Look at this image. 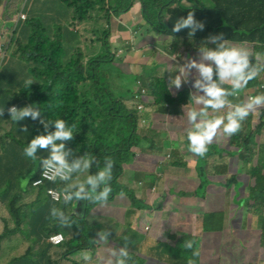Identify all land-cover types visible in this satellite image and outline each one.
<instances>
[{
    "label": "trees",
    "instance_id": "16d2710c",
    "mask_svg": "<svg viewBox=\"0 0 264 264\" xmlns=\"http://www.w3.org/2000/svg\"><path fill=\"white\" fill-rule=\"evenodd\" d=\"M60 1L72 11L71 24L80 26L85 19H90L94 21L95 26L99 27L98 29L93 28V31L98 34L97 38L102 44V52L83 63L84 56L78 50L70 55L68 62L64 64L60 34L49 39L45 36L39 20L28 19L26 24L29 25L30 35L27 42L25 44L14 42V34L9 40L10 51L15 58L36 64H32L33 68L29 71L34 82L27 86L23 85L19 96L29 105L41 109L38 116L49 121L48 127L51 131L55 128L51 120L56 118L63 119L66 127L72 126V137L62 140L67 143V162L71 163L86 154L94 158L90 161L88 169L76 170L68 180L57 182L55 185L61 190L69 184L75 185L87 175L94 174L98 167L107 163V157H111L113 168L112 180L109 183L112 186V192L102 205L99 202L79 198L68 204L61 201L52 203L44 195L43 187H32L31 185L33 180L39 177L43 164L38 163L36 172L31 168L25 170L18 157V163L13 162L9 170L18 172V185L20 177H24L27 183L23 187L17 186L8 199L9 194L2 188L0 189L4 192L0 200V264H12L31 256L29 242L21 240L25 237L24 226H27L29 232L31 230L37 237H47L56 233L64 236L65 242L55 247L54 256L48 253L50 264H98V259L93 257L98 243L94 231L85 222L86 215L94 209L98 210L112 205L119 198L121 191L124 193L123 197L128 200V203H125L126 207L142 208V202L134 198L131 190L117 183L124 166L132 159V148L141 143L138 134L139 129L144 126L141 120L150 116L154 111L179 115L182 113L180 107L190 99L187 91L179 93L177 97L171 96L162 78H147L144 85H147L152 102L145 107L143 114H139L136 110V103L128 97L133 93L132 91L125 89L116 94L109 86L108 72L113 76L119 72V69L111 64L113 55L110 54L107 43L109 36V30L106 28L107 18L99 21L97 16L99 8H95L96 5L101 4L102 0ZM125 1L128 0H112L111 9L114 16L127 12L132 7L135 9L138 7V15L143 23L159 31L158 33L171 36L175 39V46H184L188 54L190 46L195 41L199 43L206 41L207 45L209 34L216 33L226 36L229 38L227 45L238 47L247 53L248 65L245 70L257 72V75L240 89L255 91V95L264 93V90L259 88L264 75V0H195L196 4L193 8H184L179 0H138L140 3L135 0ZM21 4V0L13 2L14 12L18 11ZM107 11L106 16L108 17L109 9ZM188 11L193 12L196 20L203 21V29H195L191 35L188 28L172 32V24L178 18L185 16ZM217 46L211 45L209 49ZM223 88L227 90L226 99L234 97L235 93L231 86L225 85ZM192 99L195 101L194 97ZM247 99L248 97L245 96L244 100ZM200 103L204 107L203 103ZM209 110L215 111L211 108ZM195 122H199V118L195 119ZM191 126L192 124L181 131V140L187 145L189 142L186 132ZM10 138L16 146L14 153L20 154L26 141L16 133ZM223 142L227 148L223 147ZM236 156L240 158L243 170L253 181V185L248 188L246 203L248 215L258 216L264 226L263 108L249 110L237 132L230 136L223 133L221 140L213 139L208 143L207 151L199 162V169L206 176L217 174L218 169H222L219 173L225 170L229 172L228 164ZM40 161L42 162V159ZM230 177L236 179L235 174ZM227 184L229 187L235 185L236 181L230 183L228 180ZM87 187L85 185L86 189ZM78 200L82 202L83 213L81 215L78 212H72ZM56 208L69 214L68 218L73 222L66 225L60 224L58 222L60 217L52 215L53 209ZM6 213L9 219L5 217ZM211 218L210 220L205 217V229L211 232L219 231L218 228L222 225L224 215L214 214ZM263 226L262 235L264 236ZM8 240L15 241L18 249L7 260L1 259L3 254L1 243ZM67 245L72 247L68 248ZM77 250H84L88 255L87 259L81 262L69 259V253ZM129 255L132 257L133 264H143L138 254L129 252ZM254 264H264V262Z\"/></svg>",
    "mask_w": 264,
    "mask_h": 264
},
{
    "label": "crops",
    "instance_id": "0c3cea01",
    "mask_svg": "<svg viewBox=\"0 0 264 264\" xmlns=\"http://www.w3.org/2000/svg\"><path fill=\"white\" fill-rule=\"evenodd\" d=\"M13 2L15 0H0V29L10 37L14 34V42H21L22 44L27 42L30 32L28 31L29 25L26 22L30 18H35L40 21L47 38L52 39L56 34L60 33L64 64L68 62L70 55L78 50L81 51L80 47L84 44L94 51V56L102 52V44L97 38L98 34L92 28L89 33L90 40L86 42L82 37L84 32L79 30L80 27L70 25L72 11L60 0H27L24 10L26 19L16 20L15 22L14 18L18 11L14 12L15 6H13ZM194 4H196L195 0H183L181 6L193 8ZM85 25L83 24L82 26ZM94 28L98 29L99 27L95 26ZM106 28L109 30L108 49L110 54L113 55L111 64L119 69V72L113 74V76L108 72V82L111 77L118 82L120 84L119 92L125 89L133 92L134 88L131 87H135L137 79L142 83L146 78L163 77L171 94L175 96L178 95L179 90L185 87L190 90L194 89L196 96H202L204 95L203 89L198 87L195 81L200 80L201 83L205 84L209 81H205L195 67H185L188 60L212 64V81H216L218 86L222 88L225 85L231 86L227 81H219L214 62L203 58L199 60L200 55L195 54L191 46L189 48L190 53L186 58L182 57L181 53L184 54V50L179 47L174 46L173 49L168 50L171 39L153 31L149 25L143 23L135 8L122 12L118 16L112 14L109 24H106ZM130 30H133V37ZM206 46L209 48L208 44ZM115 48L118 49V52H121L120 49H122L123 53L117 55L114 51ZM10 50L11 47L8 49L7 57L0 63V189L5 190L7 194H9L7 188L13 189L18 184V172H10L9 170L13 162L18 163V157H20L25 170L31 168L36 172L38 163L42 164L40 160L48 155L47 148H38L34 153L36 156L35 160L24 156L23 148L20 154L14 153L16 146L11 141L10 136H15L16 133L27 144L33 136L45 134L46 131L51 132L48 126L45 129L40 124L41 118L38 116L35 119L31 118V116H26L21 120L15 121L10 118L8 109L11 106L17 108L28 106L26 104L28 102L19 96V91L24 85V80L29 75V71L33 68L32 64H34L15 58ZM124 54H126V57H123ZM173 54H177L180 57L179 61L176 60ZM181 67H185V72L179 88H176L174 85L169 84V80L171 77L180 74ZM122 74H125L130 79L131 83L129 85H122ZM83 90L85 89L83 88ZM131 96L132 94L128 97L131 98ZM182 107H180V110ZM191 109H193V105H191ZM224 114V111L216 110L213 113L207 111L205 116H207V119H211L216 115ZM173 121L178 124L172 126L171 122ZM145 122L146 124H144L143 128L138 131L142 140L141 144L132 148V160L124 166L122 175L119 178L133 192L134 196L144 204L142 208L126 207L125 200L119 197L114 204L103 207L99 211L94 209L87 214L86 223L94 228L95 239L98 243L93 257L98 260L101 257L105 260L111 259L112 264H115L119 249L127 243L128 247L126 250L138 254L143 264H168L167 255L172 252V249H175L179 256L178 264H243L242 261L245 260V256L249 252L255 255L256 261L252 263L263 262L264 259L260 256L261 251L258 250L261 248L262 233L260 229L256 231L253 223H249V230L254 234L250 238L245 235L244 227H242L241 245L235 244L233 241L234 232L231 231V229L233 230L232 226H230V233L222 238L223 240H217L220 241L221 247L225 251L222 253L223 257L221 258V255L215 253L212 249L211 236L213 233L211 231L206 232L202 226L199 227L193 222L194 219L200 218L194 216V208L203 207L199 204V201L194 203L192 198L195 197L194 194L197 193L195 190L198 188L195 182L204 179L210 182L208 185L212 184V189L216 198H218L224 193L225 189H228V180L231 183L235 179H231L230 175L234 174L226 170L223 172V174L227 173L224 178L223 175L215 173L206 177L198 169L199 163L197 164L196 161L191 162V153L188 150L187 143L181 140V131L189 127L192 122L187 121V117H182L181 114L169 115L158 111H154L150 116L146 117ZM222 138V129L218 128L211 142L213 139L221 140ZM61 142L68 151L67 143ZM223 144L225 143L223 142ZM164 150L165 153L161 155ZM168 153L171 154V158L166 160ZM7 165H9L8 168ZM184 184H186V188L181 189L182 191L189 186H193V190L184 198H181L176 195L175 191L177 188H174V186L178 185L183 188ZM154 185L157 186V190L153 193L151 188ZM230 186L235 191V197L238 198L240 191L236 193L237 188L235 185ZM163 187L168 188L169 192L167 199L163 200L165 207L159 208L158 206L154 209L152 205L157 200L161 201L160 190ZM174 197H177V199H174ZM245 207H243L244 216L248 214ZM152 209L161 210L159 214L153 215V213H150ZM225 211L224 207H217L214 210L215 214L220 215H224ZM164 212L170 214L165 215ZM150 214L153 216L152 221L148 218ZM211 216L206 218L211 220ZM147 225L150 227L148 231L145 230ZM224 225L225 221L223 219L221 227L218 228L219 231L213 232H221L224 229ZM101 230L107 233V238L104 240H101L97 235ZM122 230H127L128 239L126 241L119 239ZM237 232V235L240 236V231ZM187 241L191 242L190 247L185 246ZM31 244L35 250L34 258L12 264H50L48 253L50 252L51 256H54L56 249L47 242V237H35L32 239ZM240 247L241 249L237 250ZM188 248L191 249V254L187 252ZM235 250L243 255L242 259L235 257ZM113 251H115L116 255L112 254ZM85 256L88 257L84 250H77L72 251V254L68 257L73 261L81 262L85 260ZM101 263L103 264L102 261Z\"/></svg>",
    "mask_w": 264,
    "mask_h": 264
},
{
    "label": "clouds",
    "instance_id": "9594fccd",
    "mask_svg": "<svg viewBox=\"0 0 264 264\" xmlns=\"http://www.w3.org/2000/svg\"><path fill=\"white\" fill-rule=\"evenodd\" d=\"M21 1H22V4L18 10V13L23 12L25 14L24 10L27 4V0H21ZM203 27H204L203 21L196 20L194 18L193 12L188 11L185 16L178 18L172 24L171 30L172 32H178L181 28H188L189 34L191 35L194 33L195 29L198 28L202 30ZM151 29L153 30V28ZM0 31H3V30L0 29ZM155 32H159V31H155ZM164 36L169 37L172 41L171 36H166V35ZM213 39H215V37H213ZM177 47L183 50L185 49L184 46H177ZM9 48H10V41L8 45V49ZM200 52L202 53V57L204 60L214 62L216 66V75H217L218 80L221 82H224V81L229 82L231 84V88L234 93L237 92L250 79L254 78L257 75V72L255 70H248V71L245 70L248 65L247 53L238 47L220 44L214 49L201 47ZM112 53L114 54V52ZM189 53H190V50H189ZM194 53L199 55V53L196 50H194ZM7 54H8V50L4 58L7 57ZM184 55L188 57L189 54L188 52L184 50ZM185 67H188V68L195 67L198 70L200 76L203 77L205 81H209L207 84L201 83L200 80L195 81V84L198 87L202 88L203 93H204V95L197 96L195 97V99L197 102H202L204 107L201 108L199 112L195 109H189L187 111V119L189 122H192L191 128H189L186 132V138L189 142L188 147L192 153L202 156L207 151V144L211 142L218 128H222L223 133L226 136H230L231 134L239 130L241 126V121H243L244 118L248 115L249 110H252V109L256 110L260 107V105H264V93H258L255 95V91H248L250 93L254 92V95H251L248 97L249 94L247 93L245 95L248 97L246 101L232 103L226 100L227 90L225 88L218 86V83L216 81H212L211 79L213 75L212 64L210 63L206 64L203 62H196L193 60H188ZM185 67L180 68L179 75H175L170 78L169 80L170 85H174L176 88H179L181 81H182V77L185 72ZM150 78H156V77H150ZM158 78H161V77H158ZM263 78H264V75H263ZM32 80L33 79L30 76L26 77L24 80V85L25 86L29 85L32 82ZM136 83H138V79L135 81V85ZM135 94L136 93L132 94L130 99H132L136 103L137 112L139 114H143L145 107L152 102V98L149 95V92L147 89L144 92L143 110L140 111L137 109L139 101L134 98ZM171 96L177 97L178 95L175 96L171 94ZM232 101L235 102V100H232ZM229 103H231V110L227 111L224 115H216L214 116V118L202 119L199 122H195V118L198 115L203 117L207 109L211 108L212 110H219L221 108H224L225 105ZM40 111H41L40 108H36L33 105H29V104L28 106H24L20 108L11 106L8 109L10 118L13 121L21 120L26 116H31V118L35 119L38 115H40ZM158 112L163 113L161 111H158ZM263 112H264V109H263ZM145 119L146 118H143L141 120L143 124H146ZM39 122L40 124L44 126L45 129H47V126L49 123L48 120H45L43 117H41ZM51 123L55 125L54 130L51 132L46 131L45 134H38V135L33 136L28 141V143L24 146L22 152L24 156L35 160L36 156L34 155V153L36 152V150L38 148L39 149L47 148V151H48L47 158H42L43 167L46 169L43 175L48 180H56V181L53 183L45 181L42 185H36V186L31 184L32 187L43 186L44 195L52 203H58L61 201L64 204H68L70 202H75V200L79 198V199H87L88 201H91V202H99V204L101 205L104 204L108 200L109 193L112 192V186L109 183V181L112 180V168H113L112 158L107 157V163L104 164L102 167H98L97 171L94 174H89L82 181L77 182L75 185L69 184L64 190H61L55 185L57 182L68 180L70 176L74 174L76 170L82 171L84 169H88L90 166V161H92L94 158L91 155L86 154L80 159L73 160L71 163L67 162L66 160L67 150L65 149V146L62 142H57V141H62L64 139L71 138L73 135L72 126L70 125L66 127L65 121L60 118L51 120ZM170 158H171V154L168 153L166 160H169ZM41 171H40V174H41ZM39 177H37L36 179H38ZM57 178L59 180H57ZM36 179H34L33 182ZM236 180L237 179H235V181ZM26 183H27L26 179L20 180L21 187H23ZM85 185L88 186L87 189L85 188ZM49 187L57 188L59 191H62L60 194H58L57 197H55L59 201L57 202L51 201L49 197L46 195V189ZM68 189H74V190L69 191ZM123 195L124 193L123 191H121L119 197L124 198ZM99 210L100 209H98V211ZM52 215L53 217H56V216L60 217V219H58V222L62 225L70 224L73 222L72 220L68 218L69 214H66L64 211H60L59 208L53 209ZM145 230L146 231L150 230V227L148 225L145 226ZM30 233H33V232H31L30 230ZM54 235H60L62 238V241L58 244H53L52 242H50L49 237L54 236ZM97 235L100 237L101 240H104L107 238V233L106 231H103V230L98 232ZM47 242L52 247H58L65 242V238L60 233L51 234L47 236ZM185 246L190 247L191 242L190 241L185 242ZM127 247L128 245L126 243L124 247H121L119 249V255L116 256L115 264H133L132 257L129 255V252L126 250ZM187 252L188 253L190 252L191 254V249L188 248ZM112 254L116 255L115 251H113ZM29 258H34V253H31V256H29ZM85 259H87V256H85ZM101 261L103 262V264H112L111 259L105 260L103 257H101L98 260V264H101ZM251 264H254V263H251Z\"/></svg>",
    "mask_w": 264,
    "mask_h": 264
},
{
    "label": "rangeland",
    "instance_id": "374dc122",
    "mask_svg": "<svg viewBox=\"0 0 264 264\" xmlns=\"http://www.w3.org/2000/svg\"><path fill=\"white\" fill-rule=\"evenodd\" d=\"M91 1H93V0H91ZM131 1L132 0H128V1H125V2H131ZM135 1L140 3L138 0H135ZM182 1L183 0H179L180 5L182 4ZM201 1H204V0H201ZM132 5H134V4L132 3ZM95 8H99V12H97V16L99 17V21L101 19H106L107 18V22L109 24V22L111 20V17H112V9H111L112 8V0H102L101 4L96 5ZM132 8H130V9H132ZM107 9H109L108 17L106 16L107 13H108ZM137 10L138 9L136 8L135 9L136 13H137ZM83 24H86V25L82 26ZM70 25L71 26L80 27L79 30H80V32H84L82 37H83V39L86 42L90 40V34L89 33H90L91 29L95 27L94 21L90 20V19H85V22L81 23L80 26H78V24L74 25V24H71V23H70ZM130 33H131V35L133 37V35H134L133 34V30H130ZM58 34H60V33H58ZM209 35H210V37H209V40L207 41V44H208L209 48H210L211 45H220V44L227 45L229 43V38H227L226 36H224L222 34L214 33V34H209ZM213 37H215V39H213ZM174 40L175 39L172 38V41H171L170 45L168 46V50L173 49ZM201 47L208 48L206 46V41L204 43L203 42L199 43V42L195 41V42H193V44L191 46V48L196 50L197 52L200 51ZM80 48H81V51H82L83 55L85 56V60H84L83 63H86L87 61H89L90 58L97 56V55L94 56V54H95L94 51L92 49H90L89 47H87L85 44L83 46H81ZM117 50H118L117 48L114 49V51L116 52L117 55H120V54L123 53L122 49H120L121 52H118ZM181 55H182L183 58H186V56H184V54L181 53ZM199 55H200V58H199V60H200L203 57H202V54H199ZM173 56L176 58L177 61H179L180 57H178L177 54H173ZM123 57H126V54H124ZM29 76H30V73H29ZM161 78L164 79L163 77H161ZM146 80H147V78L144 79L142 83H141V81H138V83H136L135 87L134 86L131 87V88H134L132 94L138 93V96H139L138 101L141 104H143V101H144V96L141 95V92L142 91L145 92L147 90V85H144V81H146ZM33 82L34 81L32 80L31 83H33ZM224 82H226V81H224ZM130 83H131L130 79L125 74H122V85L127 86ZM109 86H110L111 90L115 91L116 93H118L119 90H120V84L118 82H116L114 79H112V77H111V79L109 81ZM183 91H187L188 92V95H189L190 99L188 101H185V103L182 105L183 107L181 109V111H182L181 116L182 117L183 116L187 117V111L189 109H191V105H193V109H195V110H197L199 112V110L201 108H203V106L201 105L200 102L196 101V99H195L196 95L194 93V89L190 90L189 88L185 87V88L179 90V93H181ZM241 91L235 92L234 97H231L230 99L228 98L226 100L230 101L232 103L244 102L245 101L244 100L245 99V95L247 93L249 94L250 92L245 91V90H241ZM191 92H192V94H191ZM193 97H194L195 101H193V99H192ZM240 98H242L241 101H240ZM232 100H235V102H233ZM230 110H231V103L226 104L224 108L219 109V111H224L225 113L227 111H230ZM208 111L213 113L216 110L215 111H211V110L208 109ZM197 118H199V121H200L202 119H207V116L204 115L203 117H201V116L198 115L195 119H197ZM187 121H188V119H187ZM176 124H178L176 121L171 122L172 126H174ZM187 147H188V145H187ZM223 147L227 148V145L223 144ZM188 150H189V147H188ZM164 153H165V150L162 151L161 155H163ZM190 153H191V155H190L191 162L196 161V163L198 164L203 159V155L201 156V155H197L195 153L192 154L191 151H190ZM228 168H229V171L231 173L236 175V179H237L236 180V184H235V187L237 188L236 189V193H238V191H240V196L238 198L235 197V191H234V189L231 186H229L228 189H225L224 193L222 195L218 196V198H216L215 192L212 189V184L208 185V183H210V182H208L205 179L195 182L196 186L198 188H196V190H195V191H197V193L194 194L195 197H192L194 199V203L199 201V204L201 206L205 207L204 210H203V207H200V208L195 207L194 210H193L194 216L200 217L199 219L198 218L194 219L193 222L196 225H198L199 227L202 226L203 229L206 228L205 227V223H204V217H208V216L214 215L216 213V212H214V210L217 207H220V208L224 207L226 209V211L224 212V215H225V218H224V221H225L224 229L221 232H212L213 235L211 236L212 249H213V251L215 253H219L221 255V258L223 257L222 253H224L225 251L221 247L220 241H217V240H220V239L224 238L228 233H230V226L233 227V230L231 229V231L234 232L233 241L235 242V244H238V245H241V243H242V239H241V232L243 231L242 227H244L245 235L249 236L248 238H250V237L254 236V234L252 232H250V230H249V226H250L249 223L250 222L253 223L254 227L256 228V231H257V229H260L261 233H262V226H263V222H261V220L259 219L258 216L255 215V216H252L251 218L248 216V214H246V216H244L243 207L246 206L247 197H248V188L253 185V181L251 180L249 175L246 173V171L242 170V162H241L240 158L238 156L232 158ZM198 169H199V167H198ZM220 171H222V169H218L217 170V172H218L217 174L223 175V178L226 177L227 173H224V174L223 173H219ZM208 176H206V177H208ZM21 179H24V177L23 178L20 177L19 178V182H20ZM240 179L242 181L241 183H240ZM117 183L124 185L119 179H118ZM17 186L19 187L21 185L17 184ZM17 186H15L13 189L7 188V191L9 192V196L7 197V199L15 192V188H17ZM41 187H43V186H41ZM174 188H177L176 191H175L177 193L176 195H179L181 198H184L191 190H193V186H189V187H187L186 190L182 191L181 189L186 188V184H184L183 188L178 186V185L174 186ZM156 190H157V186L156 185L152 186L151 191L154 193V192H156ZM3 194H4L3 190H0V200L2 199ZM160 194L162 195L161 201L157 200V202L154 205H152L154 209H156L155 207H158V206H159V208L165 207V204L163 203V200H166L167 197L169 196L168 188L163 187L160 190ZM133 196H134V194H133ZM189 197H191V196H189ZM134 198H136L137 201H138L137 197L134 196ZM123 199L125 200V203L126 202L128 203V200L126 198H123ZM174 199H177V197H174ZM115 202H116V200L114 201V203ZM247 207L248 206H246L245 209H246L247 213H249ZM154 209H152V211L149 210L150 213H153V215L159 214L161 209H157V210H154ZM72 212L75 213V208L73 209ZM202 213H204V215L201 216ZM164 214L166 215V214H170V213L164 212ZM5 217L7 219H9V216H8L7 213L5 214ZM148 218H149V220L152 221L153 220L152 214H150V216ZM87 226H89V225H87ZM245 226H246V228H245ZM89 227H91L92 230L95 231L92 226H89ZM23 229H24V232H25V234H24L25 237L22 238L21 240L22 241H24V240L28 241L29 244H30V248H31L30 252L34 253L35 250L33 249L34 246L31 244V241H32L33 238H35L37 236H35L33 233H30L27 226H24ZM251 229H253V227H251ZM205 231L209 232L206 229H205ZM237 231H240V236L237 235V233H238ZM119 239L123 240V241H126L128 239L127 238V230H122L120 232ZM263 240H264V236L262 235V241ZM67 246H68V248L72 247L70 245H67ZM2 247H3V254H2L1 259L5 258L6 260L9 258V256L13 252L17 251V249H18L17 248V243L15 241H13V240H8L6 242L5 241L2 242L1 243V248ZM240 249H241V247L239 249L237 248V250H240ZM237 250H235V257L242 259L243 255L241 253H238ZM258 250L261 251V253H260L261 258L264 259V242H261V248H259ZM71 254H72V251L69 253L68 256H70ZM178 261H179L178 254H177L175 249H172V252L167 255V263L168 264H178ZM253 261H256L255 260V255H254V253L249 252V254H247L245 256V260H243L242 262L243 263H252ZM263 262H264V260H263Z\"/></svg>",
    "mask_w": 264,
    "mask_h": 264
},
{
    "label": "built area",
    "instance_id": "2783aa9c",
    "mask_svg": "<svg viewBox=\"0 0 264 264\" xmlns=\"http://www.w3.org/2000/svg\"><path fill=\"white\" fill-rule=\"evenodd\" d=\"M25 14L23 12H19L16 16V18L14 19V22L16 20H24L25 19ZM9 40L10 37L7 36V34L3 33V31H0V62L3 60V58L6 56L7 50H8V45H9ZM261 90H264V78L261 81L260 85H259ZM141 95L144 96V91L141 92ZM254 95V92L249 93L248 97ZM134 98L136 100L139 99L138 93L135 94ZM255 107V106H254ZM259 108H263L264 109V105H260ZM138 110H142L143 109V104L139 103L137 106ZM46 171V169L43 167L40 177L38 179H36L32 184L34 186L36 185H42L45 181L46 182H55L56 180H48L46 179V177L43 175V173ZM57 180H59L57 178ZM51 190V191H50ZM62 191H59L57 188H53V187H49L46 189V195L49 197V199L51 201L57 202L59 201L58 199H56L55 197L58 196V194H60ZM49 241L52 242L53 244H58L62 241V238L60 235H54L49 237Z\"/></svg>",
    "mask_w": 264,
    "mask_h": 264
},
{
    "label": "water",
    "instance_id": "95a60500",
    "mask_svg": "<svg viewBox=\"0 0 264 264\" xmlns=\"http://www.w3.org/2000/svg\"><path fill=\"white\" fill-rule=\"evenodd\" d=\"M75 211L78 212L79 215H81L83 213V207H82L81 200L77 201V204L75 206Z\"/></svg>",
    "mask_w": 264,
    "mask_h": 264
}]
</instances>
